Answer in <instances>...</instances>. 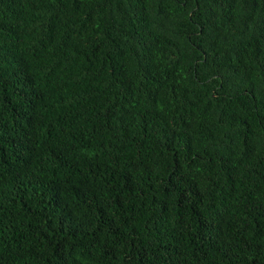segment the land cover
<instances>
[{"label": "trees", "instance_id": "16d2710c", "mask_svg": "<svg viewBox=\"0 0 264 264\" xmlns=\"http://www.w3.org/2000/svg\"><path fill=\"white\" fill-rule=\"evenodd\" d=\"M0 264H264V0H0Z\"/></svg>", "mask_w": 264, "mask_h": 264}]
</instances>
